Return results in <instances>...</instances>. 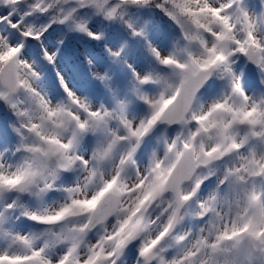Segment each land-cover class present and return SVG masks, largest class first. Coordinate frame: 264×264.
I'll return each instance as SVG.
<instances>
[{"label": "snow or ice", "instance_id": "1", "mask_svg": "<svg viewBox=\"0 0 264 264\" xmlns=\"http://www.w3.org/2000/svg\"><path fill=\"white\" fill-rule=\"evenodd\" d=\"M0 264H264V0H0Z\"/></svg>", "mask_w": 264, "mask_h": 264}]
</instances>
